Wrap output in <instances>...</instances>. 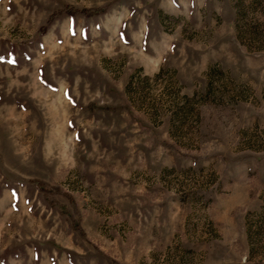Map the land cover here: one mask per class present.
I'll return each mask as SVG.
<instances>
[{
	"label": "rangeland",
	"instance_id": "rangeland-1",
	"mask_svg": "<svg viewBox=\"0 0 264 264\" xmlns=\"http://www.w3.org/2000/svg\"><path fill=\"white\" fill-rule=\"evenodd\" d=\"M0 264H264V0H0Z\"/></svg>",
	"mask_w": 264,
	"mask_h": 264
},
{
	"label": "trees",
	"instance_id": "trees-1",
	"mask_svg": "<svg viewBox=\"0 0 264 264\" xmlns=\"http://www.w3.org/2000/svg\"><path fill=\"white\" fill-rule=\"evenodd\" d=\"M95 11L96 10H86V9H84V10H81V11H78L77 9H73V8H69V9H66V10H62V11H57L56 13H54L50 18H49V20L52 18V17H54V16H56V15H60V14H62V13H69V14H74V13H79V12H81V13H84V14H89V13H95ZM100 10H98L97 12H99Z\"/></svg>",
	"mask_w": 264,
	"mask_h": 264
},
{
	"label": "crops",
	"instance_id": "crops-1",
	"mask_svg": "<svg viewBox=\"0 0 264 264\" xmlns=\"http://www.w3.org/2000/svg\"><path fill=\"white\" fill-rule=\"evenodd\" d=\"M171 45H172V43H171ZM171 45L169 44V47H168V45H167V47H168V49H170L171 52H172V51H174V46H173V45L171 46ZM172 61H173V60L171 59V62H172ZM167 62H168V58L165 59L164 62H162V63H163L162 66H163L164 64H167ZM160 63H161V61H160ZM159 65H160V64H159ZM159 67H160V66L154 67V68H153V72H154V71H157V70L159 69Z\"/></svg>",
	"mask_w": 264,
	"mask_h": 264
}]
</instances>
